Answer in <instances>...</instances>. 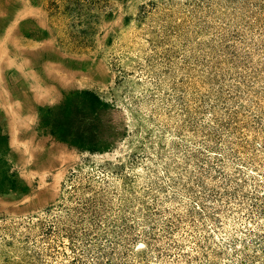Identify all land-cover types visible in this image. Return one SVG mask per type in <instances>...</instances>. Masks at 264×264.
<instances>
[{"label": "rangeland", "instance_id": "374dc122", "mask_svg": "<svg viewBox=\"0 0 264 264\" xmlns=\"http://www.w3.org/2000/svg\"><path fill=\"white\" fill-rule=\"evenodd\" d=\"M48 1L0 23V264H264V0Z\"/></svg>", "mask_w": 264, "mask_h": 264}, {"label": "crops", "instance_id": "0c3cea01", "mask_svg": "<svg viewBox=\"0 0 264 264\" xmlns=\"http://www.w3.org/2000/svg\"><path fill=\"white\" fill-rule=\"evenodd\" d=\"M48 0H0V23L3 22H15V30L19 29L17 23L22 22L24 18L33 17L24 16V10H28L29 13L34 11H41L43 7H47ZM34 18V17H33ZM34 22L37 24V27H42L39 23V20ZM14 27H12L13 29ZM22 31V30H21ZM20 34V32H18Z\"/></svg>", "mask_w": 264, "mask_h": 264}]
</instances>
